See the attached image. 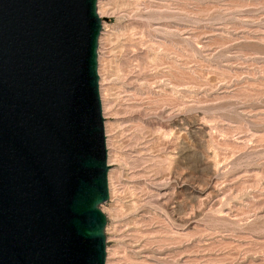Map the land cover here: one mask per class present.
<instances>
[{"label": "rangeland", "instance_id": "rangeland-1", "mask_svg": "<svg viewBox=\"0 0 264 264\" xmlns=\"http://www.w3.org/2000/svg\"><path fill=\"white\" fill-rule=\"evenodd\" d=\"M104 264H264V0H97Z\"/></svg>", "mask_w": 264, "mask_h": 264}, {"label": "water", "instance_id": "water-1", "mask_svg": "<svg viewBox=\"0 0 264 264\" xmlns=\"http://www.w3.org/2000/svg\"><path fill=\"white\" fill-rule=\"evenodd\" d=\"M97 0H0V264H104Z\"/></svg>", "mask_w": 264, "mask_h": 264}, {"label": "bare ground", "instance_id": "bare-ground-1", "mask_svg": "<svg viewBox=\"0 0 264 264\" xmlns=\"http://www.w3.org/2000/svg\"><path fill=\"white\" fill-rule=\"evenodd\" d=\"M96 5H97V3H96ZM96 11H97V9H96ZM97 14H98V12H97ZM99 15V14H98ZM100 16V15H99ZM98 68V67H97ZM97 74H98V71H97ZM98 85H99V82H98ZM99 95H100V93H99ZM100 97V96H99ZM101 99V98H100ZM101 114H102V111H101ZM103 116V115H102ZM105 149H106V145H105ZM106 162H108V161H106ZM107 189H108V181H107ZM108 194H109V190H108Z\"/></svg>", "mask_w": 264, "mask_h": 264}]
</instances>
